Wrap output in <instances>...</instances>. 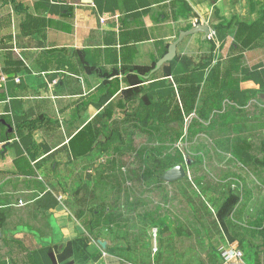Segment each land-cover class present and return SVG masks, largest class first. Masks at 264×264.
I'll return each instance as SVG.
<instances>
[{
	"label": "crops",
	"instance_id": "0c3cea01",
	"mask_svg": "<svg viewBox=\"0 0 264 264\" xmlns=\"http://www.w3.org/2000/svg\"><path fill=\"white\" fill-rule=\"evenodd\" d=\"M199 24L209 28L208 36L197 31L183 37L174 56L189 61L188 71L195 64L204 77L254 71V77L239 82L231 99L257 90L264 66V0H0V212L9 241H17L29 256L27 264H136L133 252L124 258L116 251L129 252L131 242L120 247L110 242L105 214L75 216L64 174L68 163L92 156L95 141L88 152L81 143L87 128L94 131L116 109L126 116L151 82L171 81L163 73L166 64L154 69L155 64L181 31ZM212 83L199 87L197 107L221 108L222 98H228L224 90L214 97L218 90ZM133 88L138 90L131 97ZM174 90L173 103L181 107ZM107 148L99 145V153ZM204 201H210L204 240L209 242L203 246L208 257L193 264H222L219 245L241 253L228 264H264V239L247 260L244 223L237 224L232 214L221 216L216 199ZM154 228L157 244L143 264H191L193 251L187 248L178 258L174 244L178 236L184 238L183 231L167 224ZM151 234L146 231V238Z\"/></svg>",
	"mask_w": 264,
	"mask_h": 264
},
{
	"label": "rangeland",
	"instance_id": "374dc122",
	"mask_svg": "<svg viewBox=\"0 0 264 264\" xmlns=\"http://www.w3.org/2000/svg\"><path fill=\"white\" fill-rule=\"evenodd\" d=\"M183 60L185 58H180L176 63V72L188 77L189 73L186 74L183 68L187 63H182ZM194 65L191 63L192 67ZM260 70L261 81L257 90L245 91L243 98L237 97V100L223 97L221 108L213 109L210 105L197 107L198 103L193 102L191 109H186L181 104L179 114L177 111L170 112L169 116L165 114L168 118L175 117L174 120L157 125V119L151 118L149 111L154 110L159 117V107H146L147 100L139 95L142 100H137L126 116L124 112L119 116L120 110L116 109L108 113L110 120L93 126L94 131L87 128L86 134L92 131L94 135L92 156L78 157L79 162L68 163V172L64 174L68 176L65 191L75 216L82 212L92 218L94 212L105 214L109 211L113 216L106 224H111L108 228L110 242L119 247L131 242L129 252L122 251L124 248L116 251L124 258L133 252L136 264H143L151 258L150 249L157 244L159 235L154 227L160 229L162 224H167L169 228L185 234L184 238L178 236L174 244L181 253L178 258L184 256L187 248L193 251L190 258L185 259L193 264L208 257L203 246L209 242L204 240L207 238L205 229L209 227L205 216L210 212L206 205L210 201L204 200L214 198L221 202L218 206L221 216L232 214L237 224L239 221L244 223L241 226L246 232L244 244L247 251H242L243 256L247 260L253 258L254 249L261 247L259 243L264 239L258 232L264 225V66ZM167 71L166 68L163 73ZM215 79L213 84L218 92L214 97L218 98L219 91L225 89V83L224 78ZM184 86L182 84L180 88ZM131 97H134L132 92ZM170 100L168 98L166 102ZM201 108L206 111V116L211 117L209 120H200ZM169 109L173 110V105ZM117 118L121 121L126 119V122L122 124ZM228 119L232 121L227 122ZM99 145L108 147L107 153H99ZM145 157L147 162L143 161ZM106 160L110 161L105 164ZM186 160L190 163L187 164ZM164 161L169 167L181 164L185 176L176 181L161 182L159 177L165 170ZM103 165L108 168L107 174L102 173ZM138 166L145 171L154 169L155 177L125 182L131 176L130 171ZM88 168L92 171L85 173ZM96 169L98 173L95 174ZM82 175L86 180L84 186L80 184ZM129 185L134 186L131 193H128ZM4 223L0 228V264L29 263V256L20 244L9 241L8 225L6 228ZM151 230L152 234L146 238V231ZM189 237L192 244L188 246ZM225 246L219 245V248ZM153 250L152 254L156 252ZM165 256L163 254L159 258L164 260Z\"/></svg>",
	"mask_w": 264,
	"mask_h": 264
},
{
	"label": "trees",
	"instance_id": "16d2710c",
	"mask_svg": "<svg viewBox=\"0 0 264 264\" xmlns=\"http://www.w3.org/2000/svg\"><path fill=\"white\" fill-rule=\"evenodd\" d=\"M262 29L264 30V27H262ZM178 60H179L178 57L174 56L172 59L165 61L163 63V64H166L165 67L168 69L166 74H168L172 77L171 81H169L168 83L166 80H159L157 82H151L149 84V91L146 94H143V97L147 100L146 104L149 106V108L159 107V109H160L161 115L159 117H156L157 113L154 110L149 111L150 117L151 118L155 117L157 119L156 120L157 125H162L167 120H174L175 119V117H169V118L165 117V114L167 116H169L170 115L169 113L172 111H177L179 114V109H180L179 105L177 104V102L173 103V98H175V95H176L175 90H174L176 83H177V87H175V88L179 93V97H180V101H181L182 106H184L186 109H188V108L191 109V103H193V102L195 103V101L197 99V91L199 90V87L201 86V84L204 85V83L206 84V83L210 82L211 79H212V82L214 83V81L216 80L215 78H213L212 74L210 76L207 75L206 77H204L203 70L202 69L198 70V67H197V69H194V67L192 69L190 68L188 71L187 70V68L189 67V61L188 60H183L182 63H184V62L187 63V64H185L186 66H183V68H184V71L186 70V74L189 73V76L187 77L184 74L178 75L179 72H176V68H175ZM253 72L254 71L250 72V71L246 70V73L244 74V76H241V77H236L234 75L232 76L231 74H229V76H227V78H224L225 89H224V92L222 93V95L230 97L234 92L233 90L238 89V85H239V82L241 80H245L246 78L254 77ZM260 74H261V70L258 71L257 75H260ZM259 81H261V80H259ZM173 84L175 85L174 87H173ZM182 84L185 85L183 89L180 88V85H182ZM156 86L159 87L158 91H155L154 89H152ZM136 90H138V89L133 88L130 91L134 94V92ZM181 91L183 92V94H181ZM155 93H157V95H155ZM154 97L156 98V101L154 100ZM168 98L171 100L166 102V99H168ZM241 98H243V96ZM170 105H173V108H174L173 110L169 109ZM192 109H193V107H192ZM216 109H218V107H216ZM198 110H197V112H198ZM205 112L206 111L204 109L202 110V108H201L199 110V116L201 118L207 117ZM163 114H164V118H163ZM81 134H83V133H81ZM81 136H83V135H81ZM84 136H85L84 138L80 137V138H82L81 143L84 146V150L86 152H88L91 149L90 148L91 142H92V138L94 135H93L92 131L91 132L89 131V132H87V134L85 133ZM73 144H75V143H73ZM72 147H73V150H75V152H76V149H77L76 146L73 145ZM78 148H80V143L78 145ZM143 161H146V157L143 159ZM155 161L156 160L154 159V162ZM187 161L188 160L185 161L187 164L190 163L189 161L188 162ZM163 166H164L165 170L169 168V165L165 161L163 163ZM155 172L156 171L152 168L145 171L142 168V166H138V167H136V169L133 168L130 171V174H131L130 177L131 178L130 177H129V179L127 178L125 180V182L129 183V181H131V180L136 181V179L149 180L146 178L155 177ZM159 178H160L161 182L165 183L161 179V176ZM127 189H128V193H131V191L134 190V186L129 185ZM125 202H127V200ZM110 209H111V205H110ZM103 218H104L103 220L105 221V224H107V222H109L110 220L113 219V216H112V214H109V211H108V213H105ZM3 221H4V217H3V214L0 212V228L3 225ZM259 229L261 231L259 230L258 232L262 233V231H264V226L262 225V227Z\"/></svg>",
	"mask_w": 264,
	"mask_h": 264
},
{
	"label": "water",
	"instance_id": "95a60500",
	"mask_svg": "<svg viewBox=\"0 0 264 264\" xmlns=\"http://www.w3.org/2000/svg\"><path fill=\"white\" fill-rule=\"evenodd\" d=\"M197 31H201L203 32L204 36L207 37L209 34V28L207 26L204 25H197V26H193L190 29L181 31L177 38L168 46V50L167 52L163 55L162 58H160L156 64H155V68L157 69L159 68V66H161L165 61H168L170 59H172L175 55V48H176V44L182 40L183 37L195 33ZM188 162V161H187ZM185 176V170L183 168V166L181 164H176L174 166L169 167L168 169H166L163 174L161 175V179L165 182H172V181H176L179 180L181 178H183ZM101 246L105 245V242H100Z\"/></svg>",
	"mask_w": 264,
	"mask_h": 264
},
{
	"label": "built area",
	"instance_id": "2783aa9c",
	"mask_svg": "<svg viewBox=\"0 0 264 264\" xmlns=\"http://www.w3.org/2000/svg\"><path fill=\"white\" fill-rule=\"evenodd\" d=\"M4 81V78H0V83ZM20 203V202H19ZM220 256L222 257V264H228L232 259H238L241 257V253L236 249H231L227 245L218 249Z\"/></svg>",
	"mask_w": 264,
	"mask_h": 264
}]
</instances>
